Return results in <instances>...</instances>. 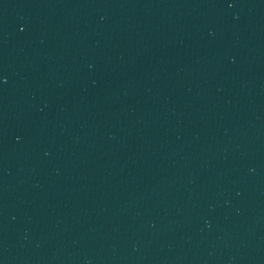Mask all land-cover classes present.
Wrapping results in <instances>:
<instances>
[{
	"label": "water",
	"instance_id": "water-1",
	"mask_svg": "<svg viewBox=\"0 0 264 264\" xmlns=\"http://www.w3.org/2000/svg\"><path fill=\"white\" fill-rule=\"evenodd\" d=\"M0 24L108 27L264 49V0H0Z\"/></svg>",
	"mask_w": 264,
	"mask_h": 264
}]
</instances>
